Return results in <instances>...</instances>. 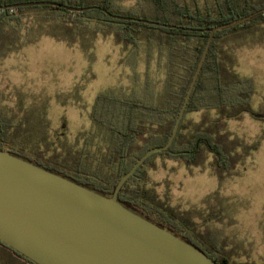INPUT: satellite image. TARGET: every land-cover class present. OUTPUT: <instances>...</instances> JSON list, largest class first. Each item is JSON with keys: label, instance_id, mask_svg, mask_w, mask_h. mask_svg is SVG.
Here are the masks:
<instances>
[{"label": "trees", "instance_id": "obj_1", "mask_svg": "<svg viewBox=\"0 0 264 264\" xmlns=\"http://www.w3.org/2000/svg\"><path fill=\"white\" fill-rule=\"evenodd\" d=\"M33 2L87 10L81 13L53 6L16 7ZM0 4V42L4 49H0V57L18 46L23 19L31 17L39 22L38 34L59 42L76 44L78 40L71 34L78 29L89 34L88 42L100 34L122 45L126 54L122 63L132 71L130 90L110 88L97 95L89 115L90 129L71 160L61 162L11 147L12 121L0 114V149L8 146L7 151L13 155L106 194L113 192L119 179L149 150L167 145L208 45V30L264 9V0H0ZM263 27L264 14L215 34L170 152L147 158L119 193L123 203L173 230L217 264L228 262L210 252L206 244L213 243L214 251L221 255L226 249L159 201L146 187L148 171L156 157L180 161L189 170H205L209 164L222 183L234 174L238 164L258 151L260 141L249 145L232 139L227 131L229 120L253 114L256 87L254 79L238 76L225 64L221 45ZM141 62L145 65L143 75L138 71ZM194 113L204 114L198 123L188 118ZM218 231L214 229V233ZM17 262L34 264L0 243V264Z\"/></svg>", "mask_w": 264, "mask_h": 264}, {"label": "rangeland", "instance_id": "obj_2", "mask_svg": "<svg viewBox=\"0 0 264 264\" xmlns=\"http://www.w3.org/2000/svg\"><path fill=\"white\" fill-rule=\"evenodd\" d=\"M23 20L18 46L0 57V114L13 126L8 144L68 161L90 129L97 95L110 88L130 90L132 71L122 63V45L111 36L99 34L88 42L89 34L73 29L78 41L70 45L38 34L36 18ZM221 50L225 64L238 76L254 79L256 87L253 114L229 120L227 131L249 145L260 141L258 151L222 183L209 164L189 170L180 161L156 157L146 187L178 217L189 219L192 228L222 244L225 254H215L229 264H264V27L223 43ZM144 70L141 62L138 71L143 75ZM203 116L188 118L198 123ZM212 244L206 245L209 251Z\"/></svg>", "mask_w": 264, "mask_h": 264}, {"label": "water", "instance_id": "obj_3", "mask_svg": "<svg viewBox=\"0 0 264 264\" xmlns=\"http://www.w3.org/2000/svg\"><path fill=\"white\" fill-rule=\"evenodd\" d=\"M29 6H53L81 13L87 10L50 2L16 5ZM262 14L264 9L208 30V45L167 145L149 150L119 179L111 194L13 155L7 151L8 146L0 149V243L34 264H217L173 230L123 203L119 193L147 158L170 152L215 34Z\"/></svg>", "mask_w": 264, "mask_h": 264}, {"label": "flooded vegetation", "instance_id": "obj_4", "mask_svg": "<svg viewBox=\"0 0 264 264\" xmlns=\"http://www.w3.org/2000/svg\"><path fill=\"white\" fill-rule=\"evenodd\" d=\"M207 245V244H206ZM210 252H212V253H215V251L213 250V251H210ZM223 259H225V258H223ZM227 262H229L227 259H225ZM227 264H229V263H227Z\"/></svg>", "mask_w": 264, "mask_h": 264}]
</instances>
